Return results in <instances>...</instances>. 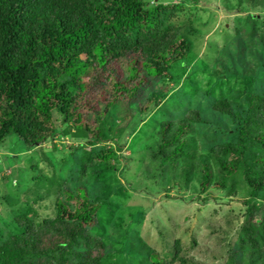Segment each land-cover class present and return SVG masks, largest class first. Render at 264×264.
Returning <instances> with one entry per match:
<instances>
[{
  "label": "trees",
  "instance_id": "16d2710c",
  "mask_svg": "<svg viewBox=\"0 0 264 264\" xmlns=\"http://www.w3.org/2000/svg\"><path fill=\"white\" fill-rule=\"evenodd\" d=\"M169 7L153 6L146 0H0V142L14 135L27 147L45 142L53 145L57 135L83 137L80 141L88 149L111 143L107 124L93 128L95 123L86 117V107L91 111L97 108L87 99L89 86L84 79L91 78L94 85L111 84L114 99H106L108 109L121 98L130 100L146 77H168L170 67L190 51L187 38L161 27L160 17ZM124 71L128 72L125 79ZM84 91L78 103L76 94ZM212 107L217 112H230L227 101H217ZM194 122H200L198 111H190L176 122H161L155 147L146 145L160 168L165 162L175 168L183 159L180 175L184 188L195 180L191 175L196 152L184 150ZM116 147L122 151L126 146L117 142ZM74 150L69 147L81 184L90 164L108 163L115 156L111 147L91 155H73ZM209 152L211 159L197 158L200 192L166 197L204 207L213 201L201 198L207 189L214 188L212 165L220 176L216 188L227 190L229 196L240 189L235 176L241 175L251 199L243 201L250 218L241 226L238 244L241 251L250 247L246 264H264V207L254 204L256 196L264 195V83L262 93L249 96L235 140L213 146ZM113 168L108 163L107 169ZM38 178L55 184L44 176ZM172 185L168 190L175 189L177 183L172 180ZM58 193L51 194L55 196L52 217L27 212L14 217L18 232L0 242V264H100L103 244L87 230L99 202L77 186L74 192L65 191L67 199L78 207L71 211ZM162 232V251L138 239L136 248L144 249L150 264H238L229 251L225 252L226 262H203L190 254L198 248L195 241L185 246L179 235Z\"/></svg>",
  "mask_w": 264,
  "mask_h": 264
},
{
  "label": "rangeland",
  "instance_id": "374dc122",
  "mask_svg": "<svg viewBox=\"0 0 264 264\" xmlns=\"http://www.w3.org/2000/svg\"><path fill=\"white\" fill-rule=\"evenodd\" d=\"M146 1L153 6H170L160 17L161 27L187 38L190 51L170 67L168 77H146L130 100L121 98L108 109L107 100L114 99L111 84L94 85L91 78L84 79L93 95L87 90V99L97 108L91 111L86 107V117L95 123L93 128L107 124L111 143L88 149L80 141L83 137L57 135L53 145L45 142L27 147L14 135L0 142V242L18 232L13 219L20 212L52 217L51 200L55 196L51 194L55 190L71 211H77L65 191L74 192L82 186L91 200L99 202L87 230L103 244L100 264H150L144 249L136 248L138 239L162 251V231L179 235L185 246L195 241L198 248L190 254L203 262H226L225 252L229 251L238 264H246L250 247L241 251L238 240L241 226L250 218L243 201L251 198L241 175L235 176L240 189L229 196L227 190L216 188L220 176L216 165H212L214 188L207 189L201 198L213 201L204 207H198L196 202L178 203L166 196L200 192L197 158L211 159L209 150L213 146L234 141L249 96L262 93L264 0ZM127 77L128 72L124 71L123 79ZM84 93L76 94L78 103ZM217 101H227L230 112L215 111L212 106ZM190 111L199 112L200 122H194L186 136L189 147L184 150L195 151L196 159L191 175L195 180L184 188L180 175L183 159L175 168L167 162H161L160 168V162L150 158L146 145L155 147L161 122H176ZM68 124L71 126L72 121ZM117 142L126 147L119 151ZM71 146L75 149L73 155H91L111 147L115 156L108 163L114 168L109 170L107 162L95 161L81 184L78 167L69 154ZM43 176L55 184L38 178ZM172 180L177 186L168 190L173 186ZM256 198V207H264V195Z\"/></svg>",
  "mask_w": 264,
  "mask_h": 264
}]
</instances>
